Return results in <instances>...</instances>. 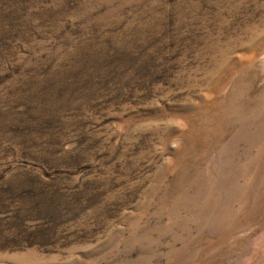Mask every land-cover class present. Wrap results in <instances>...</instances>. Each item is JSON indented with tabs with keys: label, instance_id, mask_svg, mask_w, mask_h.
I'll return each instance as SVG.
<instances>
[{
	"label": "rangeland",
	"instance_id": "obj_1",
	"mask_svg": "<svg viewBox=\"0 0 264 264\" xmlns=\"http://www.w3.org/2000/svg\"><path fill=\"white\" fill-rule=\"evenodd\" d=\"M0 264H264V0H0Z\"/></svg>",
	"mask_w": 264,
	"mask_h": 264
}]
</instances>
